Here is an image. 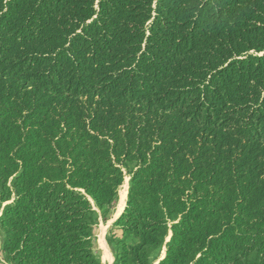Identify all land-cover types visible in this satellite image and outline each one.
<instances>
[{
    "label": "trees",
    "instance_id": "obj_1",
    "mask_svg": "<svg viewBox=\"0 0 264 264\" xmlns=\"http://www.w3.org/2000/svg\"><path fill=\"white\" fill-rule=\"evenodd\" d=\"M264 264V0H0L1 250Z\"/></svg>",
    "mask_w": 264,
    "mask_h": 264
},
{
    "label": "rangeland",
    "instance_id": "obj_2",
    "mask_svg": "<svg viewBox=\"0 0 264 264\" xmlns=\"http://www.w3.org/2000/svg\"><path fill=\"white\" fill-rule=\"evenodd\" d=\"M126 181V182H125ZM128 181L129 177L125 175L124 180L122 185L119 187L118 191L122 190L124 188V185H127L128 188ZM118 191H117V196L115 200L111 203L110 206L103 210H99L96 207H94V215H93V229H92V241H91V249L94 254V256L97 258V260L100 262V264H114V250L113 246L109 242L110 237L115 234L119 235V232L113 228L112 224L115 219V217L121 212L122 208L124 207L126 198L123 202V207L118 211V205H119V196H118ZM5 203L0 205V214L2 207L4 206ZM100 226V228H99ZM105 227V228H104ZM103 230V240L107 248H109V251L112 255V261L110 262H105L103 259L104 253L103 250L99 247L98 245V234L100 233V230ZM170 231L168 232L167 236L165 237L163 243L153 250L150 254V264H158V262L161 260L160 258L165 254L166 250V242L169 238ZM0 264H8L4 260V255L1 250V235H0Z\"/></svg>",
    "mask_w": 264,
    "mask_h": 264
},
{
    "label": "bare ground",
    "instance_id": "obj_3",
    "mask_svg": "<svg viewBox=\"0 0 264 264\" xmlns=\"http://www.w3.org/2000/svg\"><path fill=\"white\" fill-rule=\"evenodd\" d=\"M127 189H128L127 185L125 184L124 188L121 191L120 190L118 191V196H119L118 211H120V209L123 207V202H124V200L126 198V195H127ZM99 228H100V226H99ZM103 230L104 229L100 230V233L98 234V240L97 241H98L99 247L103 250V253H104L103 259H104V261L105 262H110L111 261V255H110V253L108 251V248L105 245L104 240H103Z\"/></svg>",
    "mask_w": 264,
    "mask_h": 264
},
{
    "label": "water",
    "instance_id": "obj_4",
    "mask_svg": "<svg viewBox=\"0 0 264 264\" xmlns=\"http://www.w3.org/2000/svg\"><path fill=\"white\" fill-rule=\"evenodd\" d=\"M124 206H125V204H124ZM123 209H124V207L122 208V210H121V212L115 217V219H114V221L119 217V215L122 213V211H123ZM113 221V222H114ZM170 236H171V232H170V234H169V238H170ZM169 240V239H168ZM167 240V241H168ZM166 251V250H165ZM165 255V254H164ZM164 255L160 258V259H162L163 257H164Z\"/></svg>",
    "mask_w": 264,
    "mask_h": 264
},
{
    "label": "crops",
    "instance_id": "obj_5",
    "mask_svg": "<svg viewBox=\"0 0 264 264\" xmlns=\"http://www.w3.org/2000/svg\"><path fill=\"white\" fill-rule=\"evenodd\" d=\"M108 251H109V248H108ZM109 253H110V251H109ZM110 255H111V253H110ZM111 261H112V255H111Z\"/></svg>",
    "mask_w": 264,
    "mask_h": 264
}]
</instances>
